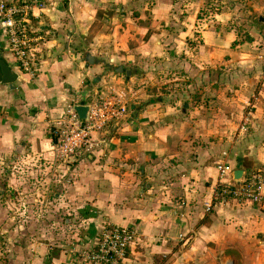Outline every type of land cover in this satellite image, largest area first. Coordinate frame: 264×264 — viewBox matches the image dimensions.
I'll return each mask as SVG.
<instances>
[{"label": "crops", "instance_id": "obj_1", "mask_svg": "<svg viewBox=\"0 0 264 264\" xmlns=\"http://www.w3.org/2000/svg\"><path fill=\"white\" fill-rule=\"evenodd\" d=\"M39 1L30 17L40 37L33 77L0 28V62L17 75L9 87L0 71V160L54 169L53 196L67 213L60 241H77L71 255L55 249L48 263L77 264L76 252L115 224L136 231L128 264H264V206L216 195L223 152V182L264 166V45L256 42L264 0H250L246 23L257 28L241 44L230 27L197 29L210 0ZM236 11L216 14V25ZM243 45L250 51L238 60ZM168 70L192 77L197 93L153 91ZM109 100L125 111L92 133L90 149L60 159L58 119L70 105Z\"/></svg>", "mask_w": 264, "mask_h": 264}, {"label": "rangeland", "instance_id": "obj_2", "mask_svg": "<svg viewBox=\"0 0 264 264\" xmlns=\"http://www.w3.org/2000/svg\"><path fill=\"white\" fill-rule=\"evenodd\" d=\"M220 1L222 0H210L202 5L197 29L206 24L222 30L230 27L236 32V44L248 42L246 36H250L252 28H248L246 15H250V6L255 3L250 0H223L224 3ZM259 6L264 10V4ZM227 10L237 11L229 21L216 25L215 15ZM193 37H196V44L201 40L200 37ZM256 42L264 45V38L256 35ZM239 50L235 57L238 60L245 56L241 53L250 51L248 45H243ZM168 71L158 74L159 78L152 86L153 91L157 89V93H167L177 99L182 98L180 94L185 90H191V95L197 93L196 82H192V77L176 70ZM41 163L0 160V264H49L48 258L53 250L62 249L71 255L75 248L77 240L60 241L64 231L68 230L64 224L67 213L63 211L60 214L58 209L61 201L53 196L56 190L53 188V167L44 173ZM60 228L64 231H59Z\"/></svg>", "mask_w": 264, "mask_h": 264}, {"label": "built area", "instance_id": "obj_3", "mask_svg": "<svg viewBox=\"0 0 264 264\" xmlns=\"http://www.w3.org/2000/svg\"><path fill=\"white\" fill-rule=\"evenodd\" d=\"M42 6L39 0L28 2H7L0 0V28L4 31L8 47L20 71L34 76L38 62L33 57V49L40 37L33 33L30 17L34 7ZM125 111L117 100L94 103L88 108L87 118L79 119L75 107L70 105L58 119L54 132L55 149L60 159L76 154L78 151L92 147V133L99 132L118 113ZM217 165L218 184L216 195L223 200L234 201L240 205L264 206V166L250 169L242 174L239 181L223 182L230 172L226 161ZM136 231L131 226L105 224L94 247L83 248L76 252L77 264H128L127 250L134 241Z\"/></svg>", "mask_w": 264, "mask_h": 264}, {"label": "water", "instance_id": "obj_4", "mask_svg": "<svg viewBox=\"0 0 264 264\" xmlns=\"http://www.w3.org/2000/svg\"><path fill=\"white\" fill-rule=\"evenodd\" d=\"M0 71L2 73L1 82L4 84H8L9 87H13L12 83L16 79L17 75L15 72L10 70L3 62H0ZM76 113L80 119H85L88 112V106H86L83 102L75 107ZM18 152L20 151V147L16 149ZM244 170L237 169L233 172L232 176L235 181H239Z\"/></svg>", "mask_w": 264, "mask_h": 264}, {"label": "trees", "instance_id": "obj_5", "mask_svg": "<svg viewBox=\"0 0 264 264\" xmlns=\"http://www.w3.org/2000/svg\"><path fill=\"white\" fill-rule=\"evenodd\" d=\"M251 37L250 36H246V41H251ZM253 166V164H244V167H246V168H249V167H252ZM252 169H259V167H254V168H252Z\"/></svg>", "mask_w": 264, "mask_h": 264}]
</instances>
